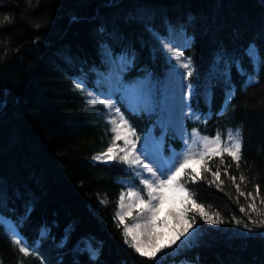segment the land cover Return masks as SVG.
<instances>
[{
  "label": "trees",
  "instance_id": "obj_1",
  "mask_svg": "<svg viewBox=\"0 0 264 264\" xmlns=\"http://www.w3.org/2000/svg\"><path fill=\"white\" fill-rule=\"evenodd\" d=\"M5 15L12 22L0 25V213L29 243L40 239L42 227L50 231L36 254L25 256L0 225V264H152L124 243L123 225L114 218L126 191L118 180L133 179L132 171L119 161L93 159L111 132L103 108L88 104L73 77L100 91L97 71L114 65L126 85L156 84L160 102L151 111L135 113L117 81L111 94L139 137L137 148L146 136H163L164 153L178 151L183 140L161 103L170 64L160 38L172 39V32L188 41L182 53L193 62L186 77V129L210 138L219 132L222 140L229 129H240L242 159L239 168L227 154L224 164L218 157L210 161L213 172L221 168L220 189L208 183L210 174L185 184L223 222L197 215L190 230L198 229L195 237L177 241L183 245L178 250L166 249L171 255L162 264H264V224L253 223L264 214L246 215L251 197L239 196L228 178L235 176L253 196L258 185L256 203L264 213V72L249 85L238 71L242 63L251 72L244 55L250 43L264 52V0H0V20ZM100 48L109 60L101 59ZM230 87L235 93L229 100ZM66 233L68 243L58 247ZM84 238L98 249L95 259L84 251Z\"/></svg>",
  "mask_w": 264,
  "mask_h": 264
},
{
  "label": "snow or ice",
  "instance_id": "obj_2",
  "mask_svg": "<svg viewBox=\"0 0 264 264\" xmlns=\"http://www.w3.org/2000/svg\"><path fill=\"white\" fill-rule=\"evenodd\" d=\"M28 4H32V0H27ZM39 4V0H37ZM5 22L11 23L12 18L5 15L0 20V25ZM183 55V53H179ZM244 55L247 57L251 72L244 69L242 63L238 71L248 77L247 83L253 85L258 83L260 73L264 72V52L255 44L250 43L245 49ZM191 61L183 64L185 69H189L187 75L191 76L190 69ZM124 67H128V57H124ZM117 88L120 93L130 101H132L133 111L154 110L151 105L143 100L144 90L142 86L126 85L122 78L117 80ZM235 93V89H229L227 98L230 100ZM92 93H89L91 96ZM93 104H104L109 108L113 105L110 101L93 100ZM190 107V105H187ZM116 117L110 120L111 132L114 134L110 142V146L105 151L98 153L93 159L98 161H119L123 164L129 165L130 170L135 172L139 179V185L135 183L127 188L126 192H121L119 196L118 210L115 213V219L119 221L118 227L123 225V240L124 243L133 249L141 257L152 261V264H162L164 256L171 255V252H166V249L178 250L183 245H177V241L185 238V243L191 240L197 234L198 229H194L196 225L197 215L212 224L222 223V217L219 212L210 213L203 204L198 203L194 198L195 193L191 192L185 186L189 181L195 184L198 180L206 179V174H210L212 179L208 181L209 184H215L217 189H220L224 184L221 179V168L217 167L216 171H212L209 166L213 158H220V163L224 164V155L227 154L231 160L235 162L237 168L242 159V139L241 130H228L227 141L221 140V134L218 132L214 137L199 136L196 130H193L194 142L197 144V150H189L186 154L181 156L173 153L170 157L164 155V140L163 136L159 139L155 137L145 138V143L141 148L137 149V140L139 137L136 131L131 127L129 121L121 113L120 109L115 108ZM192 117L199 120V116L192 113ZM123 142L121 146L120 142ZM143 157V159H142ZM145 160H150L156 165V168L149 166ZM177 164L179 166H177ZM228 167L223 168L225 176H228ZM139 169V171H137ZM147 173L148 177L143 178L142 174ZM234 184L239 196L251 197L252 202L248 205V212L244 206H241L240 211L256 213L258 216L261 213L257 207L256 200L259 197V186L256 187V196L251 192L244 193L240 188V183H237L235 176L228 177ZM240 182H246V177L241 174ZM106 203V201H101ZM264 204V200L260 201ZM135 212L139 221L129 226L125 223L126 218L133 217ZM30 214V209L26 210ZM193 213V215H189ZM235 219V217L233 218ZM251 219V216H249ZM236 223H241L236 220ZM256 224H264V220L253 221ZM0 225L6 226L13 233L12 242L19 246V251L25 256L35 255L41 241L46 239L49 235V229L45 226L40 229V239L29 243L28 240L22 236L18 231V224L8 221L7 217L0 214ZM247 227V226H246ZM165 229L174 233L173 236L168 237L165 241ZM70 239V233H66L58 247H64ZM84 251L89 255L90 259H95L99 255V251L93 246L90 238H84L81 241ZM80 250L79 248L77 249ZM62 264V262H61Z\"/></svg>",
  "mask_w": 264,
  "mask_h": 264
},
{
  "label": "rangeland",
  "instance_id": "obj_3",
  "mask_svg": "<svg viewBox=\"0 0 264 264\" xmlns=\"http://www.w3.org/2000/svg\"><path fill=\"white\" fill-rule=\"evenodd\" d=\"M181 32L173 33L172 32V39H166L161 37L160 40V45L162 49H164V52L167 55V60L170 64V67L168 69V72L166 74V77L163 82V89H162V96H161V103L164 107V117L167 119V121L174 127V129L178 132L179 136L182 137L184 145L181 150L174 152L175 154H179L181 158L183 157L184 154L189 150V146H191V150L195 151L197 150V144L194 142V136L193 132H190L189 134L187 133L185 129V119L187 116H189V109H188V103H187V90H186V77L189 69H185L183 67L184 63H187L189 58L185 57L184 55H179V53H182V47L185 44V41L183 40V36L180 34ZM159 38V37H158ZM100 52L102 53L101 59L104 60H109L110 55L109 52L106 48H100ZM191 61V60H190ZM193 62L191 61L190 69H192ZM114 65L111 66V68H107L106 70H101V72L97 71L98 77L97 81L101 84V86L104 88L100 91H95L87 88L85 84L81 82V79L78 77H73V82L77 86V88L84 94V96L87 99V102L89 105L93 104V100H105V101H110L111 104L113 105L112 108L107 107L104 104L100 103H95L96 105H100L103 108L102 112V119L103 122L108 126L109 130L111 129V124L110 120L113 117H116L115 113V101L111 95V92L116 90V74L114 73ZM139 86L143 87L144 90V96L142 103L144 101H147L151 107L153 106L154 102H160L159 100H156V94L157 92V86L156 84L149 82V81H144L140 83ZM101 89V88H100ZM89 93H92L91 96H89ZM127 99V98H126ZM127 102L131 104L132 107V101L127 99ZM159 105V104H158ZM140 111H138L139 113ZM136 113V111H135ZM118 120V117H116ZM111 132V130H110ZM228 133V132H227ZM113 133H110V141L105 145L100 151L96 152L94 156H96L98 153L105 151L108 146H110V142L113 137ZM200 136V135H199ZM148 138H152L151 136H146ZM145 137V138H146ZM145 138L142 141V145L145 143ZM210 138V137H209ZM222 140V139H221ZM222 141H227V134L225 138ZM123 146V142L120 141L118 142ZM141 147L137 148L138 150ZM173 155V153L171 154ZM170 155V156H171ZM169 156V157H170ZM167 158V157H166ZM143 159V157H142ZM95 160V159H94ZM98 161V160H95ZM100 162H105V161H100ZM113 162V161H111ZM145 163L149 164V166L156 168V165L153 164L150 160H145ZM109 163V162H105ZM177 166H179L177 164ZM128 170H130L129 165H127ZM139 171V169H137ZM133 179L131 180H120L121 183H123L127 188L129 186H132L133 183L138 185L139 187L142 188V185H139V179L141 177H137L135 175V172H131ZM143 178H147L148 174L143 173L142 174ZM125 191V192H126ZM119 203V202H118ZM118 206V205H117ZM139 217H136L135 212L133 213V217L126 218L125 223H127L129 226H132V224L136 223L139 221ZM6 227V226H5ZM6 230L10 234L11 238L13 236V233L6 227ZM166 235H165V241L167 242L168 237H171L174 235V233L168 231L167 229L164 230ZM183 239V238H181ZM180 264V263H176ZM188 264V263H185Z\"/></svg>",
  "mask_w": 264,
  "mask_h": 264
},
{
  "label": "bare ground",
  "instance_id": "obj_4",
  "mask_svg": "<svg viewBox=\"0 0 264 264\" xmlns=\"http://www.w3.org/2000/svg\"><path fill=\"white\" fill-rule=\"evenodd\" d=\"M185 129H186V127H185ZM186 131H187V133L189 134L190 132H193V131H190V132H188V130L186 129ZM177 132V131H176ZM178 133V132H177ZM198 133V132H197ZM182 138V137H181ZM6 217V216H5ZM7 219H8V221H10V222H13L9 217H7ZM19 231V230H18ZM7 233H8V231H7ZM8 235L10 236V234L8 233ZM11 237V236H10ZM183 264V263H182Z\"/></svg>",
  "mask_w": 264,
  "mask_h": 264
}]
</instances>
